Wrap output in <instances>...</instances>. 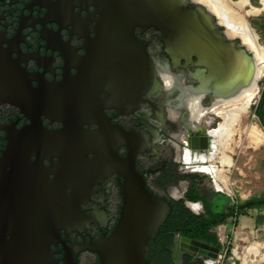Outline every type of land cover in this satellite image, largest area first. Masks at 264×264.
I'll return each mask as SVG.
<instances>
[{
	"label": "flooded vegetation",
	"instance_id": "af4514ba",
	"mask_svg": "<svg viewBox=\"0 0 264 264\" xmlns=\"http://www.w3.org/2000/svg\"><path fill=\"white\" fill-rule=\"evenodd\" d=\"M100 18L95 0H0V54L46 95L37 106L0 101V264H99L94 247L120 218L121 163L131 154L147 188L170 210L183 200L206 212L198 174L210 172L183 154L207 146L206 130L219 116L198 109L223 98L194 92L193 68L164 53L155 28L137 27V51L128 55L97 35ZM191 118L205 132H187ZM192 185L195 201L188 198ZM156 234L144 253L149 264H194L197 248L182 237L219 249L174 233L162 241L163 253Z\"/></svg>",
	"mask_w": 264,
	"mask_h": 264
},
{
	"label": "water",
	"instance_id": "95a60500",
	"mask_svg": "<svg viewBox=\"0 0 264 264\" xmlns=\"http://www.w3.org/2000/svg\"><path fill=\"white\" fill-rule=\"evenodd\" d=\"M95 1L101 12L97 35L109 37L117 51L129 55L137 51L135 29L155 28L161 34L164 53L173 62L193 68L191 75L197 81L194 92H212L216 99H226L257 83L255 53L240 37L229 36L204 4L194 0ZM18 69L10 57L0 54V101L42 105L46 99L44 87H33L22 80ZM209 100L207 94L204 102ZM132 159L131 154L121 163L125 182L118 223L110 236L94 247L99 264H149L144 255L148 239L157 233L170 211L166 200L152 195ZM203 251L205 256L215 257L218 248L213 253Z\"/></svg>",
	"mask_w": 264,
	"mask_h": 264
},
{
	"label": "rangeland",
	"instance_id": "374dc122",
	"mask_svg": "<svg viewBox=\"0 0 264 264\" xmlns=\"http://www.w3.org/2000/svg\"><path fill=\"white\" fill-rule=\"evenodd\" d=\"M250 2L256 6L260 5L259 0H250ZM247 19L257 32L259 42L264 45V10L257 15L248 16ZM262 85H264V71L258 80L253 102L247 114L243 115L238 125L235 126L238 129L229 143V146L232 147L230 155L232 156L233 164L226 171L228 173L227 186L220 185L222 190L219 192L210 174L208 176L202 173L198 174L199 186L207 193L209 203L214 210L227 211L230 204L236 200H245L253 195L264 194V130L258 121L257 115L253 112V107L258 102ZM210 115L212 118L216 117V115ZM215 120L218 121L219 118H215ZM252 124L263 133L260 141L253 140L254 137L247 133V127ZM188 168L187 166L182 169L186 170ZM182 169H180L181 174L184 173ZM180 185H177V188L182 191L185 183ZM256 214L257 211L255 209H247L237 215V217L229 215L224 223L217 225L214 229L220 244L219 248L228 247L230 250L223 259L222 264H233L234 261L235 264H264V221L256 224L254 221ZM182 240L193 246V248H197V251H193L194 253L198 252L197 260L193 262L194 264H207L202 258L203 250L207 249L206 246L185 237H182ZM252 242L255 243V252H258L256 259L252 262L248 260L247 263L237 259L233 253L235 248H237L239 255H243L245 246ZM208 250L210 251L211 249ZM213 252L215 251L212 250ZM217 253L218 251L216 255Z\"/></svg>",
	"mask_w": 264,
	"mask_h": 264
},
{
	"label": "bare ground",
	"instance_id": "6f19581e",
	"mask_svg": "<svg viewBox=\"0 0 264 264\" xmlns=\"http://www.w3.org/2000/svg\"><path fill=\"white\" fill-rule=\"evenodd\" d=\"M207 6L211 12H213L220 24L225 26L226 33L229 36H238L241 40L251 49L256 56L259 75L257 77V83L246 86L241 89L236 95L217 100L212 103L210 107H199L198 111L212 112L219 116L217 125L211 129H207L206 132L210 134L206 147H201V151L184 150L183 158L187 164L197 162L199 165L196 167L199 170L210 172L212 177H215L216 187L227 186L228 173L227 168L233 164L232 147L229 146L234 134H236L238 122L240 118L247 114L253 98L256 94L258 80L262 75V67L264 66V45L258 40V34L255 33V29L248 21V16L257 15L264 10V0H259L260 5L256 6L250 2V0H194ZM193 108L192 99H186ZM197 111V112H198ZM188 119L185 125L189 126L187 132H199L201 128L205 132L204 127H200L198 123L195 124V120L192 122ZM247 133L252 135L256 141H260L263 137L262 131L255 125L247 127ZM185 142L184 137H180ZM204 141V137H201ZM194 143L195 147H198ZM200 146H203L201 144ZM186 151V152H185ZM193 155V156H192ZM213 156V160H208ZM221 185V186H220ZM220 186V187H219ZM193 210L197 207V203H190ZM253 246L255 243L252 244ZM251 245V246H252Z\"/></svg>",
	"mask_w": 264,
	"mask_h": 264
},
{
	"label": "trees",
	"instance_id": "16d2710c",
	"mask_svg": "<svg viewBox=\"0 0 264 264\" xmlns=\"http://www.w3.org/2000/svg\"><path fill=\"white\" fill-rule=\"evenodd\" d=\"M253 112L257 115L258 121L264 130V85H262L258 102L253 107ZM189 192L188 198L190 200L195 201L200 198L195 191V185L189 188ZM204 208L206 212L198 214L189 209L183 200L174 202L169 214L160 225L155 236L161 239L160 247L163 253H166V250L162 241H169L174 233L200 239H209L220 245L214 229L217 225L224 223L229 215L237 217V215L245 212L247 209H255L257 214L254 217V221L256 224L262 223L264 221V194L253 195L245 200H237L229 206L228 211L214 210L209 203H205ZM210 229L213 230L211 233L209 232ZM229 252L230 250L228 249L227 253ZM167 262V260L163 261L162 264H167ZM185 264H192V262H186Z\"/></svg>",
	"mask_w": 264,
	"mask_h": 264
},
{
	"label": "built area",
	"instance_id": "2783aa9c",
	"mask_svg": "<svg viewBox=\"0 0 264 264\" xmlns=\"http://www.w3.org/2000/svg\"><path fill=\"white\" fill-rule=\"evenodd\" d=\"M213 181L215 183H217V181H215V177H213ZM220 190H222V189H220ZM252 244H253V242L250 243L249 245L245 246V252L243 253V255H239L237 252V248H235V251H233V253H234V255H236L237 259H239L245 263H247L248 260H250L251 262L254 261L256 259V256L258 255V252H255V246H253ZM227 252H228V247H226L224 249L222 247H220L218 249V253H217L216 257L205 256L204 261L207 264H222V261L226 257ZM233 264H235V261L233 262Z\"/></svg>",
	"mask_w": 264,
	"mask_h": 264
}]
</instances>
